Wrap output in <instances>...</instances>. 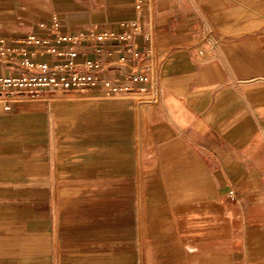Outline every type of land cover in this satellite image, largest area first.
<instances>
[{
    "label": "crops",
    "instance_id": "obj_1",
    "mask_svg": "<svg viewBox=\"0 0 264 264\" xmlns=\"http://www.w3.org/2000/svg\"><path fill=\"white\" fill-rule=\"evenodd\" d=\"M54 18L93 74L149 71L158 98L138 119L141 82L0 92V264H264V0H0V39L64 62L25 42Z\"/></svg>",
    "mask_w": 264,
    "mask_h": 264
},
{
    "label": "built area",
    "instance_id": "obj_2",
    "mask_svg": "<svg viewBox=\"0 0 264 264\" xmlns=\"http://www.w3.org/2000/svg\"><path fill=\"white\" fill-rule=\"evenodd\" d=\"M88 35L101 41L113 34L91 31ZM84 37V34L61 31L57 18L53 21V36L42 37L35 33H28L25 42L36 46L47 45V52L65 60L55 64H50L46 60H35L26 54L18 58L20 53L6 40L0 39V63L18 59L21 67L18 73L0 74V92L31 95L47 91L68 93L74 89L88 90L101 83L109 94L123 95L134 91L132 82H141L139 92L142 94L151 92L152 100H157L158 83L149 71L137 70L126 75L123 80L118 77L101 78L91 71V68L97 64L91 61L78 62L76 44ZM6 108H10V105Z\"/></svg>",
    "mask_w": 264,
    "mask_h": 264
},
{
    "label": "rangeland",
    "instance_id": "obj_3",
    "mask_svg": "<svg viewBox=\"0 0 264 264\" xmlns=\"http://www.w3.org/2000/svg\"><path fill=\"white\" fill-rule=\"evenodd\" d=\"M210 34H211V31L209 32V30L207 31H203V33H201V35H200V37H199V47H200V49L202 50V51H204V53H205V48H204V46H203V42L204 41H206V40H208V38H209V36H210ZM151 101H153L152 100V95H149V94H140V96H138L137 98H136V104H137V111H138V119H139V117H140V114H141V107H140V104L141 103H145V102H151ZM140 130V128L138 127V131ZM139 139V140H138ZM138 139H137V143H136V145H137V148L139 147V148H141L142 147V141H141V138H140V134H139V136H138ZM161 255V254H160ZM157 257V260H155V262H158V260H159V258H161V256H156ZM155 258V256H153V259Z\"/></svg>",
    "mask_w": 264,
    "mask_h": 264
}]
</instances>
